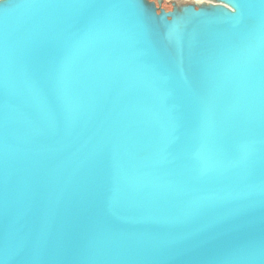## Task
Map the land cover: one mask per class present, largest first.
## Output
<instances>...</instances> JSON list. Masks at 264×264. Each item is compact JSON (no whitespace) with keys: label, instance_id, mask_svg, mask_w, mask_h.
<instances>
[{"label":"water","instance_id":"1","mask_svg":"<svg viewBox=\"0 0 264 264\" xmlns=\"http://www.w3.org/2000/svg\"><path fill=\"white\" fill-rule=\"evenodd\" d=\"M0 0V264H264V0Z\"/></svg>","mask_w":264,"mask_h":264},{"label":"rangeland","instance_id":"2","mask_svg":"<svg viewBox=\"0 0 264 264\" xmlns=\"http://www.w3.org/2000/svg\"><path fill=\"white\" fill-rule=\"evenodd\" d=\"M171 1H174V0H164V4H163V6H164V8H166V9H168V10H170V2ZM185 1H190V0H185Z\"/></svg>","mask_w":264,"mask_h":264},{"label":"trees","instance_id":"3","mask_svg":"<svg viewBox=\"0 0 264 264\" xmlns=\"http://www.w3.org/2000/svg\"><path fill=\"white\" fill-rule=\"evenodd\" d=\"M170 7H171L170 10H171V9H172V6L170 5ZM163 8H164V6H163ZM165 9H166V8H165ZM166 10H168V9H166Z\"/></svg>","mask_w":264,"mask_h":264}]
</instances>
